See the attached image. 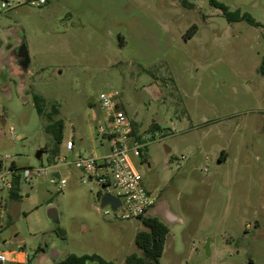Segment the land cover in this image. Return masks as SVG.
I'll list each match as a JSON object with an SVG mask.
<instances>
[{
    "label": "rangeland",
    "instance_id": "obj_1",
    "mask_svg": "<svg viewBox=\"0 0 264 264\" xmlns=\"http://www.w3.org/2000/svg\"><path fill=\"white\" fill-rule=\"evenodd\" d=\"M220 1L258 25L230 21L209 0H47L0 11V161L50 166L68 181L61 190L50 174L23 181L0 210V248H23L41 264L70 253L115 264L143 255L142 219L102 208L105 188L84 182L74 163L77 151H109L100 94L118 90L137 131L154 136L133 160L169 226L160 264H264V0ZM22 40L27 73L7 58ZM35 93L65 120L56 157Z\"/></svg>",
    "mask_w": 264,
    "mask_h": 264
},
{
    "label": "built area",
    "instance_id": "obj_2",
    "mask_svg": "<svg viewBox=\"0 0 264 264\" xmlns=\"http://www.w3.org/2000/svg\"><path fill=\"white\" fill-rule=\"evenodd\" d=\"M35 2L44 5L47 0H2L0 11L10 10L17 5ZM118 90H110L100 94V106L109 120V130L100 127V134H106L110 142L108 152L101 155L76 154L74 161L84 175V182L95 180L121 200V206L116 210L122 218H140L147 215L156 204V197L148 190L143 182V175L137 168L133 156L142 157L146 154L148 145L154 140L152 133H141L134 130L132 121L121 105ZM75 142L66 141V149L74 151ZM58 173L59 176H55ZM50 176V182L63 189L68 181L50 166L19 168L11 164L7 168L0 167V208L14 188L16 178L30 181L33 177ZM112 210V209H111ZM113 211V210H112ZM109 210H106L108 213ZM115 212V211H114ZM8 253L0 249V264L8 263Z\"/></svg>",
    "mask_w": 264,
    "mask_h": 264
},
{
    "label": "trees",
    "instance_id": "obj_3",
    "mask_svg": "<svg viewBox=\"0 0 264 264\" xmlns=\"http://www.w3.org/2000/svg\"><path fill=\"white\" fill-rule=\"evenodd\" d=\"M210 4L219 8L223 11L224 15L230 21H240L246 20L250 24L258 25L249 13H241L240 9L231 11L229 6L220 0H209ZM261 74L264 75V59L261 61L260 68ZM35 108L40 116L46 115L48 122L45 125L46 131L50 133L56 144L52 148V154L56 157L59 155V144L62 142L64 137V128L65 120L63 118L55 119L51 112H46L45 103L46 98L39 94L35 93L33 95ZM57 111L56 108L53 109ZM134 126V130L137 131V128ZM15 166V163H12ZM2 162L0 161V167ZM21 181L16 178L14 180V188L11 191L10 196L12 198L20 197L21 190ZM102 194V193H100ZM144 224V228L139 230L135 237V242L139 248L142 249L143 255L133 252L126 257V264H160V258L163 255L166 237L169 233V226L157 215L151 213V211L140 217ZM88 260L99 261L100 264H115L113 261L106 260L98 254H82L78 255L75 253L68 254L64 259L55 262L54 264H86ZM13 264H34L32 260H29L26 263H13Z\"/></svg>",
    "mask_w": 264,
    "mask_h": 264
},
{
    "label": "water",
    "instance_id": "obj_4",
    "mask_svg": "<svg viewBox=\"0 0 264 264\" xmlns=\"http://www.w3.org/2000/svg\"><path fill=\"white\" fill-rule=\"evenodd\" d=\"M7 58L11 62V64L12 63L15 64L24 73L29 72L31 65V57L26 40H22V42L19 45L13 47L10 50ZM103 138L106 139V134L103 135ZM166 151L167 154L170 153L171 148L167 147ZM42 154H43L42 150L41 149L38 150L37 157L41 159ZM55 176H59L58 173H55ZM100 202L102 208L106 206H110L113 211H116L121 206V200L118 197L108 192H104L101 194ZM48 216L52 222L58 223L60 221L58 211L56 210L55 207H51L49 209ZM165 217L170 221L179 219L170 212H167ZM207 253L209 254V242L207 243ZM86 264H100V263L99 261L88 260Z\"/></svg>",
    "mask_w": 264,
    "mask_h": 264
},
{
    "label": "crops",
    "instance_id": "obj_5",
    "mask_svg": "<svg viewBox=\"0 0 264 264\" xmlns=\"http://www.w3.org/2000/svg\"><path fill=\"white\" fill-rule=\"evenodd\" d=\"M75 149V148H74ZM72 152H74V151H72ZM77 153H80V152H76V154ZM227 156H228V153L226 152V150H223L222 151V153L218 156V159L221 161V160H226L227 159ZM58 172V171H57ZM11 194V193H10ZM10 194H9V196L7 197V199H6V201H5V203H4V205H3V207L2 208H0V210L1 209H3V208H5L6 206H7V203H8V200H11V199H15V198H12L11 196H10ZM151 213L152 214H154L153 213V211H154V209L152 208L151 210ZM0 215H2V214H0ZM141 229H143V228H141ZM140 229V230H141ZM1 250H4V251H6L5 249H3V248H0ZM7 253H8V256H9V259H8V263L7 264H13V263H26V262H28L29 260H32L33 261V263L34 264H41V259L39 258V259H37L36 260V262H35V260H33L32 258H31V254L27 251V250H25V249H23V248H19L18 250H12L11 252H8V251H6ZM46 252H45V250H43V251H41V255H46L45 254ZM47 256V255H46ZM249 263L251 264L252 263V259L251 258H249Z\"/></svg>",
    "mask_w": 264,
    "mask_h": 264
}]
</instances>
